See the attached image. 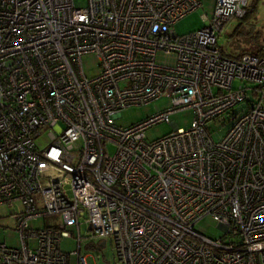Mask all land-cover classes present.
I'll use <instances>...</instances> for the list:
<instances>
[{
  "label": "built area",
  "instance_id": "obj_1",
  "mask_svg": "<svg viewBox=\"0 0 264 264\" xmlns=\"http://www.w3.org/2000/svg\"><path fill=\"white\" fill-rule=\"evenodd\" d=\"M85 1L0 0V206L17 205L20 241L0 242V264H87L81 224L117 264H264V50L227 57L216 45L247 0H215L184 34L175 25L202 0ZM162 96L171 107L115 124ZM184 109L193 121L179 128L170 115ZM223 114L214 140L207 125ZM163 122L175 131L147 141ZM50 214L61 223L29 227ZM206 216L216 240L193 229Z\"/></svg>",
  "mask_w": 264,
  "mask_h": 264
},
{
  "label": "rangeland",
  "instance_id": "obj_2",
  "mask_svg": "<svg viewBox=\"0 0 264 264\" xmlns=\"http://www.w3.org/2000/svg\"><path fill=\"white\" fill-rule=\"evenodd\" d=\"M75 6L85 7V0H72ZM215 0H202V5L197 8L192 14L185 19H182L175 25L177 34H184L194 31L203 26L201 16L205 15L206 18H211ZM246 15L243 19L231 18L222 30L217 38L218 49L227 57H235L245 53H257L264 50V0H247L245 5ZM156 62L160 65L170 66L174 63V55H165L161 52L156 55ZM97 60L92 55L82 58V67L85 75L90 76L97 71ZM237 81L234 82L236 84ZM171 107V102L168 96H162L157 100L152 101L148 105L134 106L122 109L121 115L114 122L117 126L127 127L131 124L137 123L139 120H143L155 113H158L166 108ZM226 114L214 119L208 123L209 131L212 133L213 129L220 127L226 118ZM193 113L190 109L179 110L173 112L170 115V121L174 122L179 128H188L193 121ZM175 131L172 124L158 123L151 126L144 132V137L147 141L156 140L168 133ZM214 140L218 139V136L212 133ZM38 144L46 142L44 138L37 140ZM110 153L114 152L112 145L108 146ZM18 211L17 205L8 206L7 204L0 206V242L5 243L11 247H18L19 231L16 228V221L13 218V213ZM61 218L58 214L46 215L44 218H38L31 220L28 224L32 229L41 227H56L61 223ZM80 234H82V245L80 254L86 255L87 264H117L114 257L111 245L107 242L105 247L96 249L95 246L98 243L93 239L87 238L89 236L87 226L81 224L79 226ZM197 232L207 236L209 238H218L222 232L216 228V222L210 217L206 216L199 220L194 228ZM67 230L73 235L72 237L62 238L60 242V249L69 254L77 249L76 244V229L74 227H67ZM86 237V238H84ZM75 255L70 254L69 261L74 263Z\"/></svg>",
  "mask_w": 264,
  "mask_h": 264
},
{
  "label": "crops",
  "instance_id": "obj_3",
  "mask_svg": "<svg viewBox=\"0 0 264 264\" xmlns=\"http://www.w3.org/2000/svg\"><path fill=\"white\" fill-rule=\"evenodd\" d=\"M193 13V12H192ZM192 13H190V14H192ZM190 14H188L186 17H188ZM186 17H184L183 19H185ZM181 21V20H180ZM179 22V21H178Z\"/></svg>",
  "mask_w": 264,
  "mask_h": 264
},
{
  "label": "water",
  "instance_id": "obj_4",
  "mask_svg": "<svg viewBox=\"0 0 264 264\" xmlns=\"http://www.w3.org/2000/svg\"><path fill=\"white\" fill-rule=\"evenodd\" d=\"M102 244H104V241H101L99 245H102Z\"/></svg>",
  "mask_w": 264,
  "mask_h": 264
}]
</instances>
